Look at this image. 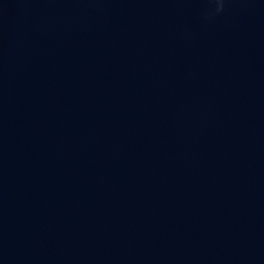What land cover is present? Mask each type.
<instances>
[{
    "label": "water",
    "instance_id": "obj_1",
    "mask_svg": "<svg viewBox=\"0 0 264 264\" xmlns=\"http://www.w3.org/2000/svg\"><path fill=\"white\" fill-rule=\"evenodd\" d=\"M0 0V264H264V0Z\"/></svg>",
    "mask_w": 264,
    "mask_h": 264
},
{
    "label": "clouds",
    "instance_id": "obj_2",
    "mask_svg": "<svg viewBox=\"0 0 264 264\" xmlns=\"http://www.w3.org/2000/svg\"><path fill=\"white\" fill-rule=\"evenodd\" d=\"M216 4H217V7H216V12L217 13H220L223 11L224 9V3H225V0H215Z\"/></svg>",
    "mask_w": 264,
    "mask_h": 264
}]
</instances>
